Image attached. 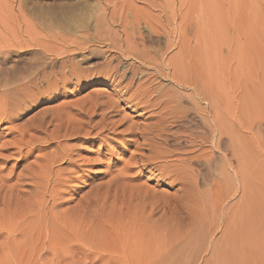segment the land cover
Here are the masks:
<instances>
[{
	"label": "rangeland",
	"instance_id": "374dc122",
	"mask_svg": "<svg viewBox=\"0 0 264 264\" xmlns=\"http://www.w3.org/2000/svg\"><path fill=\"white\" fill-rule=\"evenodd\" d=\"M99 2L0 0V102L11 105L9 108L6 106L7 111L0 109V264H218L214 257L224 246L220 229L216 227L219 209L226 207L227 211L232 210L237 202H241L243 213L254 207L256 222V253L245 264H264V183L255 184L257 181L251 182L247 178L250 184L247 181L242 196L236 180L233 182L232 168L237 165L234 159L230 162L231 167L226 165L227 168L221 170L222 176L216 178L222 183L221 207L216 209L211 201L213 178H207L210 185L198 182L194 185L197 188H185L179 182L160 178L151 170L159 163L142 167L140 162L135 163L131 159L134 154H149V151L137 149L128 142L135 136L104 132L95 137L92 134L93 139L89 138L85 145L81 142L82 146L77 140L62 138L65 130L73 127L71 119L79 117L77 110L80 105L85 107L89 104L88 98L93 97V91H111L108 84L96 83L98 80H95L103 58L98 51H107L106 45H98L91 39L87 42L85 38L95 36L96 23L105 22V18L118 30L121 25H127L135 47L140 50L142 46L141 49L154 52L165 75L171 76L176 71L178 79H192V82L195 74L200 75L211 90L212 98L215 95L213 101L224 105V109L228 107L225 110L237 112L236 115L234 111L227 114L234 115L229 116L231 119L238 117L241 113L239 108L243 105L257 106L256 112L264 111V0H107L105 6ZM72 8L80 10L81 26L76 25L79 24L76 21L67 23L62 20L60 15ZM102 16L103 21L99 19ZM145 23L168 29L163 31L165 33L160 31L162 36L153 41ZM137 24L141 26L139 34L131 31ZM79 28L81 30L77 31ZM121 36L123 39V33ZM79 37L84 41H78ZM82 45L87 48L82 49ZM72 59L83 75L78 80L71 77L67 84H62L60 72ZM184 70H191L187 71L188 76ZM90 71L96 74L94 80ZM155 79L167 88L175 85L169 77L157 76ZM180 89L183 94L191 92L188 87ZM68 102H77L79 108ZM61 103L70 106L63 107ZM60 106L62 112L57 108ZM126 114L135 115L131 108L126 109ZM65 116L70 118L69 121ZM259 133L263 139L258 137L264 142V124ZM63 141H67L69 147L74 144V149L81 148L77 155L75 151L72 153L75 165L71 166L73 171L69 168V175L64 172L68 166L58 157L68 146ZM57 143L64 145L63 149ZM25 144L31 145L32 151L27 153L23 149L19 153L17 147ZM56 145L61 153L55 150ZM41 147L44 149L39 151ZM53 150L59 154L55 155ZM48 151L54 158L58 157H52L55 163L51 164ZM42 154L48 163L43 159L44 155L40 157ZM215 161L211 158L210 178L221 172L213 167L221 162L219 159ZM29 163L33 171L29 169ZM45 164H51L53 168ZM41 166L45 169H40ZM55 167L60 169L53 171ZM61 168L65 169L62 170L64 173ZM42 170L50 171V174ZM40 172L50 178L39 179ZM59 172L64 176L67 174L68 178L64 177V181ZM222 177L228 178L224 180ZM32 180H41L47 190L38 182V187L33 185ZM52 186L55 189L50 194ZM41 190L46 193L42 194ZM37 192L42 194V198L37 197ZM37 201H44L45 206L42 202L36 206L34 203ZM210 228L215 229L214 232Z\"/></svg>",
	"mask_w": 264,
	"mask_h": 264
},
{
	"label": "bare ground",
	"instance_id": "6f19581e",
	"mask_svg": "<svg viewBox=\"0 0 264 264\" xmlns=\"http://www.w3.org/2000/svg\"><path fill=\"white\" fill-rule=\"evenodd\" d=\"M99 1H100L99 3L101 5L105 6L106 3L108 4L107 0H99ZM101 8H102V6H101ZM104 9H102V11ZM100 12H99V15L101 14ZM93 13H95V12H93ZM103 14H105V13H103ZM60 16H61L62 20H66L67 23L69 21H70L69 23L76 21V23L77 22L79 23L76 25L81 24V22H79V21L82 20V14L80 13V10H78V8L68 9V10L64 11ZM103 16L107 17L105 15H103ZM103 16L101 18H99L102 21L104 19ZM98 17H100V16H98ZM111 17H113V16H111ZM50 18L51 17H49V20H50ZM111 19H113V18H111ZM105 20H106L105 22H101V23L98 20L99 24L96 23L97 30L94 31L95 36H93L92 38H90L89 36H86L85 38H86V41H87V39L88 40L91 39L92 42L97 41L98 45L99 44L106 45L107 51H103L101 49H100L101 51H98L99 53H101L103 55L102 61H101V63H99V64H101L100 65L101 70H99L97 72V75H96L93 73L94 70L91 69L93 71L92 73L94 75L91 73V71H90V74H91V76L93 75L91 77L93 80L95 78L94 76L95 75L97 76V79H95V80H98V81H96V83L100 82V83H104L105 85L108 84L107 86L110 87L111 91L110 92L93 91L92 93L94 95L92 97L91 96L92 93L90 94V97H92V98H88V99H90L89 104H86L85 107H82V104H81V103L84 104V102L80 101L81 102L80 103L79 101H77L81 105L80 104L76 105L77 102H71L72 104L75 103V105L77 107H78V105H80V108L78 107L79 109L76 107L78 109L77 115L79 117H75V118L71 119L73 121V127L71 126L72 127L71 129H68L67 127H65V128H67V130H65L66 131L65 134L62 133L63 137L61 135H57V137L59 136V137H62L63 139H66L67 137H69V138H72L74 140L79 141L80 143L83 142V144H84V143H88L89 138L93 139V136L98 137L101 134H105L104 132L110 133V134L116 133V134H121V135L126 134V135L135 136L136 138H132L128 142H130L131 145H134V147L137 149H143V150L149 151V154L148 155L147 154L143 155L141 153H138V155L134 154L131 157V159H133L135 163L140 162V166H142V167H147L149 164H153V163H159V165H155L154 167H152L151 170H153L154 172H157L159 174L158 176H160V178H168L171 180V182H179L185 188L188 186L195 187L194 185H197L198 182H200V184L202 183L204 185L205 184L210 185V182L209 181L207 182V180H208L207 178L208 177H209V179L213 178L212 179V186H213L212 187L213 188L212 195H213V198L211 197L212 198L211 201H213V206L216 207V209H218V207L220 205V202H221L220 197L222 196V194L220 196V192H221L220 183L221 182L219 183L216 180V178H218V177L220 178L222 176L221 170H224L226 165L227 166L229 165L231 167L230 162L233 159L235 160L237 165L234 168H232V172L234 173V177H233L234 179L233 178L232 179H233V182H235L234 180H236V182L238 184V188L242 191V196H243V194H245V189L247 188L246 183H247V181L249 182V180H247V178L251 179L250 180L251 182L253 180L257 181V183H255V184L262 183V182L264 183V156L262 155V153H264V142L261 141V139H263V138H261L260 135H258L262 125L264 124V111H262L261 113H260V111L256 112L255 108L257 106L255 108H253V106H251L253 108L252 109L249 106L245 107L243 105L242 107H245L243 109H241L242 107L241 108L235 107V108H239L241 113L238 112V113H240V114H238V117L236 116V118L234 117L231 119L230 117H233L234 115L232 114V116H231V114L230 115H227V114L229 112L231 113L232 111L235 112V110L234 109L233 110H231V109L225 110L228 107H225V109H224V107H223L224 105L221 106V105L215 103L217 101H215V102L213 101V98H215L214 93H213L214 96L212 98V95H211L212 92L210 93L211 90L208 89L209 87H208L207 83L205 82V80H203V78L200 75L197 76V74H195L196 75L195 77L197 79L196 78L193 79V82H192V79H190L191 81L189 79H186V80L185 79L184 80L178 79L177 74H176L177 72L174 69L173 70L175 71L176 75L175 74H172L171 76L165 75L164 74L165 72L163 73L164 69H163V71L161 70V68H163V67H161V61L156 59V56L153 54L154 52H149L150 50H143V49H141L142 46L140 47V50L135 47L136 43L133 40V37L132 38L129 37V33L127 32V25H125V24L121 25V29L118 30L117 28L115 29V27L113 26L111 21H110L111 23L109 21L107 22V18H105ZM95 21H97V20H95ZM124 21H125V19H124ZM71 25H73V24H71ZM145 25H147V24L145 23ZM135 26H136L135 28L133 26L131 28V25H130L131 31L137 32L139 34L141 26H139V24H137ZM158 26L153 25V24L147 25V30L149 31L148 33L152 37L153 41H154V39H158L159 35L162 36V34H159L160 31H161V33H165L166 29H168L165 26H161V28H160V26L159 27ZM69 27H71V26H69ZM73 29H74V27H73ZM78 30H81V29L79 28V29H77V31ZM70 31H71V28H70ZM163 31H165V32H163ZM168 31L169 30H167V32ZM75 33H77V32L75 31ZM121 33H123V39L121 38L122 37ZM82 34H84V33H82ZM78 35H80V34H78ZM81 39L83 40L84 38L79 37L78 41H80ZM140 39H141V37H140ZM75 40H74V42H73V40L71 42L75 43V45H76L79 42L76 40V42H78V43H76ZM82 40H81V42H82ZM123 44L125 46H123ZM87 46L83 47V45H82V49L87 48ZM100 47H102V46H100ZM80 49H81V47H80ZM90 50L97 51L95 49H90ZM167 50H169V49H167ZM89 54H90V52H89ZM70 56H71V54H70ZM114 58L117 60V63H113V61L115 60ZM180 59H179V62H180ZM79 62H80V59H79ZM65 63L66 62H64L63 64H65ZM178 66H179V64H178ZM63 68H64V70L62 72L63 74L60 72V74L62 75L60 80H62V82H64V83L61 82L62 84H67L68 79L70 80L71 77H73V78L76 77L78 80V78H80L83 75V74L81 75V73H80L81 68L77 66L76 61L73 62V59H72V61L71 60L67 61V65L63 66ZM86 71L88 73V70H86ZM96 71L97 70H95V73H96ZM179 71L182 72L181 69ZM184 71L187 72V71H191V70H187V71L184 70ZM184 71H183V73H184ZM84 73H86V72H84ZM189 73H192V72H189ZM84 75L86 76V74H84ZM183 75L185 76V73ZM186 75L188 76V72ZM101 76H103V77H101ZM157 76H160L163 78L169 77V79H171L175 85L172 86L171 88H167V87H165V85L164 86L160 85L161 83L160 84L157 83L159 81L156 82L155 78ZM191 77H192V75H191ZM82 79H84V78H82ZM52 80L54 81V79H52ZM55 80H57V79L55 78ZM53 85H55V84H53ZM56 86H58V85L56 84ZM184 86L188 87V89L189 88L191 89V92H189V94H183L180 92L181 89L179 90V88H185ZM56 93H57V91H56ZM54 95H56V94H54ZM256 95H258V94H256ZM88 97H89V95H88ZM216 99H217V97H216ZM184 102H186V104H188V105H185ZM71 103H69V104L71 105ZM218 103H219V101H218ZM227 104H229V103H227ZM61 105H63V103H61ZM65 105L66 104H64L63 107H65ZM68 105H66V106H68ZM6 106L9 108L11 105L7 104V102H5V101H4V103L0 102V109L1 110L7 111L8 109L6 108ZM71 106H74V104ZM239 106H241V105H239ZM12 108H14L13 105H12ZM57 108L61 109L62 107L60 106ZM128 108H131V112L135 113L134 116H128L126 114V109H128ZM58 109H57V112H58ZM65 109H67L71 114V111L69 109L72 110L73 107H70L69 109L68 108H65ZM63 111H65L68 115H70L68 111H66V110H63ZM74 111L76 112V110H74ZM60 112H62V109L60 110ZM60 112H59V114H60ZM65 112H63L62 114H64ZM236 113L237 112H235V115H236ZM61 116L63 117V115H61ZM97 117H98V119H96ZM135 117L138 118V120H134ZM66 118L69 121L70 118L69 117H66ZM67 119H64V120L67 121ZM66 121H65V124H66ZM68 126L70 128V125H68ZM119 128H121V129L119 130ZM59 129H57V130L59 131ZM117 129L119 131H117ZM65 131H63V132H65ZM93 131H94V133H93ZM55 133L57 134L56 130H55ZM92 134H93V136H92ZM57 137H55V139ZM99 138H101V137H99ZM211 139H213L212 144H210ZM61 140H60V142H61ZM57 142H59V141H57ZM65 142L67 143V141H65ZM65 142L63 144H65ZM90 142H91V140H90ZM68 144L69 143H67L66 145H68ZM223 144H225V145H223ZM57 145H60V144L57 143ZM57 145L55 147V150H58L57 147H59V146H57ZM80 145L82 146V143ZM80 145H78V146H80ZM84 145H83V147H84ZM60 146L62 147V145H60ZM72 146L69 147V145H68L67 146L68 148L65 146V148H64L65 150H63L64 152L62 151L63 153H61L60 149H59L58 151H59V153H61L60 155H58L59 154L58 151H55V150L52 151V152L55 151V155L57 154L58 157L60 158V160H62V162L68 166V167L66 166L67 170L62 169L63 168L62 166H61L62 168L60 170L61 172H63L65 170L64 172L67 173L68 175H69V171H71V170H69V168H71V166L75 165L73 163V159H72V158H74V157H72L74 154L73 151H75V153L77 155V153L80 152V150H81V148L77 149V147H76L77 145H75V147H76L75 149H74V146L73 147ZM63 147H64V145H63ZM63 147H62V149H63ZM222 147H224V149ZM23 149H26V152L30 153L32 151V146L25 144V145H23V147H17V150L19 153L22 152L21 150H23ZM42 149H44V148L41 147L39 149V151ZM48 152L47 153L49 155L47 153H45V155H48L47 157L50 156V158L52 159V161H50L51 164L55 163L56 161L54 159H56L57 156H55V158H54L53 156H51L52 153L50 155V151H48ZM214 154L216 156L212 157V155H214ZM43 155L44 154H42L40 157H42ZM53 155H54V153H53ZM1 156L4 157L3 155H1ZM47 157L45 156L43 159L45 160V158L47 159ZM211 158H214V161L219 159L221 164L220 165L215 164V166L213 165V167H216L221 172L220 173L216 172L217 174H214V175H217V176L216 177L211 176V178H210L208 170L210 168V163H212ZM51 159H49V160H51ZM261 159H262V162H261ZM45 161H47V163H48V160H45ZM51 164L50 165L45 164V165L48 167L49 166L52 167ZM29 165H31V164L29 163ZM28 167H30V166H28ZM43 167L44 166H41L40 169H42ZM59 167H58V169L55 167L53 169V171L56 169L59 170L60 169ZM31 168H33L32 165L29 169H31ZM40 169L38 168V171ZM44 169H45V167L43 168V170ZM211 169H212V165H211ZM25 170H26V168H25ZM31 170L33 171V169H31ZM43 170H42V172H43ZM46 170H48V169H46ZM46 170H45V172H49V174H50V171H52V170H50V171H46ZM66 171H68V172H66ZM72 171H73V169H72ZM226 171H229V170H226ZM45 172H43V173H45ZM56 172H58V171H56ZM232 172H231V174H232ZM25 173L26 172H24V174ZM35 173L36 172H34V175H35ZM59 173H58V175H62V173H60V174ZM39 174L41 175V172ZM67 174H65L66 176L62 175V178L64 179V177H66V179H67L68 178ZM231 174H230V177H232ZM27 175H28V173H27ZM40 175H39V179H41L40 177H42L44 179H45V177H46V179L50 178L49 176L47 177L46 174H45L46 175L45 177L43 176L44 174L41 176ZM58 175H56V177ZM225 175H226V173L223 176L225 177ZM37 176H38V172H37ZM54 177H55V175H54ZM59 177H58V179H59ZM224 177H222V179H224ZM33 178L35 179V176ZM227 178H225V179H227ZM21 180L22 179H19L18 182H21ZM46 181L48 183V180H46ZM54 181H56V180H54ZM64 181H65V179H64ZM36 182L41 184L40 187L43 186L41 180H39V181L36 180ZM36 182H34L33 185L38 187L39 184L37 185ZM44 183H46V182L44 181ZM48 184H47V186H48ZM190 184H192V185H190ZM248 184H250V182ZM56 185H58V184H56ZM35 186H33V187H35ZM44 186H45V184H44ZM44 188L46 189V187H44ZM44 188H42L43 191H46L47 189L44 190ZM51 188H49V189H51ZM195 188H197V187H195ZM251 188H253V187H251ZM39 189H41V188H38V190ZM54 189L55 188L53 187L50 194H52V191ZM28 190H30V188ZM32 190L34 191L35 189H31V191ZM38 190L36 189V191H38ZM188 190H190V189H188ZM31 191H29V192H31ZM36 191H34V192H36ZM191 191H192V189H191ZM49 192H50V190H49ZM227 192L230 193V191H227ZM41 193H42V190H41ZM43 193H46V192H43ZM229 193H227V194H229ZM37 194H39V192H37ZM40 194L37 195V197L39 199L42 196V194L41 195ZM59 194H57V195H59ZM225 194H226V192H225ZM250 194L252 195L251 192H250ZM32 195H34V194H32ZM53 195H50V196L53 197ZM34 196H33V198L36 201L37 198ZM54 196H56V195H54ZM225 196H227V195H225ZM226 198H228V197H226ZM249 199H250V197H249ZM38 202L39 201L35 202L34 204H37ZM41 202L38 204H41ZM43 202H42V204H44ZM240 203L241 202H239V204H238V202H237L235 208L232 210L227 211L226 207H225L226 209L225 208L219 209L220 210L219 211V218H217L218 221L216 220L217 221L216 227H217V229H220V232L222 234L223 241H224V246L220 249L221 251L218 252V256L214 257L215 263H218V264L219 263L245 264V263L250 262L255 256L257 247H256V240H255L256 239V236H255L256 222H255V215L253 216V210H252L254 207L253 208L249 207L250 209L246 208L247 211L244 210V213H243V212H241L242 208L240 209V206H241ZM38 204L36 206H38ZM44 206H45V204L43 205V207ZM43 207L41 206V209ZM38 208H40V207H38ZM249 210H251V211H249ZM210 229L212 232H214V230H215V229L212 230V228H210ZM211 231L209 230V233ZM208 237H209V235H208ZM214 246L215 245H213V247Z\"/></svg>",
	"mask_w": 264,
	"mask_h": 264
}]
</instances>
